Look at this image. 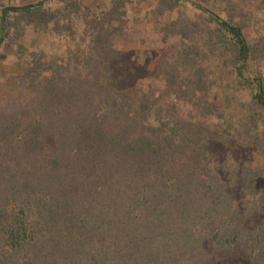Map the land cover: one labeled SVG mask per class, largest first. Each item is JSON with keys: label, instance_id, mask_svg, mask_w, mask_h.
Segmentation results:
<instances>
[{"label": "trees", "instance_id": "16d2710c", "mask_svg": "<svg viewBox=\"0 0 264 264\" xmlns=\"http://www.w3.org/2000/svg\"><path fill=\"white\" fill-rule=\"evenodd\" d=\"M47 1L0 0V264H264V0Z\"/></svg>", "mask_w": 264, "mask_h": 264}, {"label": "rangeland", "instance_id": "374dc122", "mask_svg": "<svg viewBox=\"0 0 264 264\" xmlns=\"http://www.w3.org/2000/svg\"><path fill=\"white\" fill-rule=\"evenodd\" d=\"M47 1L46 5L55 7L56 4ZM80 5H86L89 10H98L102 7L103 3L101 0H78ZM257 4V3H256ZM251 5L250 10L254 9ZM151 6V2L143 5H139L136 1H133L131 5H128V17L132 22L131 25L137 32L134 42L132 45H127L121 50V64L124 65L125 72L128 73L129 78L125 83L126 85H145L142 80L143 75L147 72H151L156 63L158 62L162 53L166 50L165 47L157 44L153 41L152 37L147 34L146 24L147 20L144 19V15L148 12ZM264 12V11H263ZM261 12V14H263ZM143 40L144 44L140 43ZM57 42V41H56ZM23 44L28 47L29 50H42L46 54L56 56L58 59L65 48L64 44L53 43L44 36L28 34L23 41ZM12 56L10 45L4 47L0 52V77L7 76L8 73H13L11 65L7 62ZM221 79V78H220ZM226 75L223 76V80H226ZM222 80V81H223Z\"/></svg>", "mask_w": 264, "mask_h": 264}]
</instances>
